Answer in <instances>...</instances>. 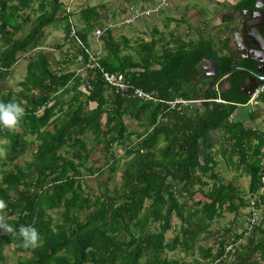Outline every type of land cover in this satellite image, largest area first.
Masks as SVG:
<instances>
[{
	"label": "trees",
	"instance_id": "trees-1",
	"mask_svg": "<svg viewBox=\"0 0 264 264\" xmlns=\"http://www.w3.org/2000/svg\"><path fill=\"white\" fill-rule=\"evenodd\" d=\"M255 1L238 0L227 6L229 15L252 8ZM34 10L38 14L31 20ZM98 10L87 6L76 11L80 28L75 30L73 13L60 0H0V82L19 57L38 46L47 27H60L63 39L77 45L71 58L82 69H53L48 55L37 52L25 64L18 91L0 92V102L16 101L25 110L18 131L0 127V147L5 148L0 154V199L13 227L32 225L43 241L35 249L24 248L17 237L0 232V264H5L8 245L16 257L13 264H264L263 221L257 218L249 228L250 202L257 211L264 204L259 169L264 132L251 124L254 111L248 113L250 124L232 117L249 101L239 87L255 63L233 60L226 38L214 44L203 33L192 41L154 28L149 40L116 36L102 26ZM169 22L164 20V29ZM174 22L175 27L180 23ZM220 30L225 34L232 28ZM94 31L99 57L88 51ZM202 59L215 60L219 76L236 69L226 76L224 90H204L206 79L194 81ZM92 63L122 74L128 88L151 93L156 100L115 93L97 68L86 67ZM176 98L218 102L168 110L164 102ZM254 102L263 103L264 93ZM215 131L221 132L219 140L211 143L209 134ZM94 150L99 157L91 159ZM216 153L235 175L247 178L246 191L222 179ZM27 154L29 161L15 163ZM121 159L119 182L109 186ZM88 160L100 164L88 166ZM86 175L101 176L96 193L85 191ZM244 208L247 217L238 234L209 229L224 213L234 218ZM169 231L173 235L166 240ZM206 237L214 245L200 247ZM175 251L184 256L196 251L197 258L187 263L164 256Z\"/></svg>",
	"mask_w": 264,
	"mask_h": 264
},
{
	"label": "rangeland",
	"instance_id": "rangeland-1",
	"mask_svg": "<svg viewBox=\"0 0 264 264\" xmlns=\"http://www.w3.org/2000/svg\"><path fill=\"white\" fill-rule=\"evenodd\" d=\"M105 0H89V1H84V0H60V2L62 3V5L64 6V8H66L67 10H69L72 14L71 17V25L75 30H78L80 28V24L77 20V13L76 11L78 9H80L83 6H91V5H95V4H100L102 2H104ZM159 0H146L145 1V9H150L152 10V8L158 3ZM181 0H168L169 2H172V5H177ZM183 1V0H182ZM187 4L192 5L194 2L198 1V8H202L203 10L207 9L209 11H212V15H214V17H212L211 19H214L216 22H219V24L223 23V21L228 20L227 18L229 17V15H225L226 13L229 14V10L226 12H222L221 8L218 9L217 3L213 2L211 0H184ZM229 2H232L233 0H228ZM222 2L226 3L227 0H222ZM110 8L112 9L115 5L110 1ZM133 1H128L126 3V7L128 6H133ZM168 6V4H167ZM176 8V7H175ZM174 8V9H175ZM169 9V8H168ZM172 8H170V10L166 13L167 15H171L173 17L178 18L181 14L180 11L177 12V10H172ZM218 9V10H217ZM219 11L218 12H214V11ZM194 11V10H191ZM190 11V12H191ZM190 12H189V16L188 17H192L190 16ZM223 13V14H222ZM38 13L34 10V12L31 13V20H33L36 15ZM129 12L124 11L122 12L121 15H116L115 19H113L112 21L110 20L111 16L108 17L110 20L109 21V26L111 25V29L113 30L114 35H118L123 33L125 36H128L130 38L134 37L135 34L140 33L143 34L145 36V38L148 37L149 34V29L153 26H155L157 29H161L162 28V24H161V18L164 15H159V14H152L149 17H145V18H141L138 19L136 21H133L130 24H123L122 21L123 19L129 17ZM222 14V17L220 18V15ZM234 18V17H233ZM194 21V20H192ZM197 27L200 26L199 22H194ZM208 23H213V22H208ZM31 23L28 24V26H26V29H28V27L30 26ZM177 27V26H176ZM175 27V28H176ZM181 27L179 26V29ZM205 29H207V33L205 34H209L211 33L210 31L213 29L208 28V26H205ZM211 29V30H210ZM216 30V28H215ZM218 31H220V29L218 28V30L213 31V37H212V41L214 42V44H217V40L216 38L218 37ZM44 34H43V38L41 39V41L39 42L38 46L29 51L28 53H26L25 55L21 56L18 58L17 63L14 64L11 69L9 70L8 76L6 77L5 80L0 82V92H6V91H11V92H16L19 89V85L18 83L22 81L23 76H24V70H25V64L28 60H30L31 58H33L35 56V54L37 52H42L45 53L46 55H48L49 57V62H50V67L53 69H57V68H68L69 70H77V63H74L72 61V56L75 52V50L77 49V45L72 42L71 40L69 41H65L63 39V32L61 30L60 27L57 28H52V27H47L44 29ZM95 31L93 33H91L88 36V51L90 54H95L99 57V55H101V45L100 43H98L95 39ZM220 38V37H219ZM133 45V44H131ZM217 47V46H216ZM63 63V64H62ZM204 67H205V72L208 74L210 72V68L209 65L207 63H204ZM226 86V84H221L220 88L222 87V89ZM257 103V102H256ZM250 107H253L250 105ZM254 111L256 112V118L253 120V122L251 123L252 126L262 132H264V112L262 110V106L259 105L258 103L256 104ZM252 108V109H253ZM239 109V108H238ZM234 116V114H233ZM245 116V115H244ZM243 116V117H244ZM237 119H241L240 117H236ZM126 126L129 129L134 128L133 123L125 121ZM247 124H250V122H247ZM16 131H18V128L15 129ZM214 133L213 137H211V139L209 140L211 143L217 142L219 140V136L220 133L219 131H215L212 132ZM211 133V134H212ZM25 139L27 141H31L33 140L31 137L27 136L25 137ZM93 145V144H91ZM90 146V144H88V147ZM217 147L214 148V152H217ZM114 153L116 155H120L121 151L118 148L114 149ZM95 157H99L97 150H94L92 155H91V159L95 158ZM216 161H217V171L220 174V176L222 177L223 180L227 181H235V183L237 185H239V187L243 190L246 191V187H247V178H245L244 176H239V175H235V172L233 171V168L227 166L223 160V158L220 156L219 153H216ZM29 161V155L27 154L26 156H22L19 157L16 160V164L18 165H23L25 162ZM122 162L123 159H121L118 163V170L115 174V176L113 177V179L110 181L109 186H117L118 182H119V171L122 168ZM99 163H93L91 162V160H88L87 165L88 166H97L99 165ZM102 181L101 176H88L86 175L84 177V187H85V191L87 192H91V193H96L97 190V182ZM247 211L248 209L244 208V209H240V212L237 216H235L233 218L232 214L229 213H224L219 219L214 220L212 223H210L209 229L211 231H217L219 233H222L224 229H230L232 230L233 233L238 234L244 227V223L246 221V217H247ZM52 216L55 217V214L52 213ZM258 219L259 221L262 220V227L264 228V204L260 206V208L258 209ZM231 221L235 222V226H231ZM172 224L174 226H178V222L175 219H172ZM172 232L169 231L166 235L165 238L166 240L172 237ZM245 238V237H244ZM244 238L239 240L234 247H239V245L244 243ZM198 245L200 247H210L212 245H214V239H212L211 237H206L203 238L199 241ZM11 246H4L3 249V253L5 255V264H13L15 262V256L11 253ZM215 249V247L213 248V250ZM164 256L168 259H180V260H184L185 262L189 263L191 260H193L194 258H197V254L196 251H194L192 253V255L190 256H184L183 253L179 252V251H175V252H169V253H165ZM230 260V258L228 259Z\"/></svg>",
	"mask_w": 264,
	"mask_h": 264
},
{
	"label": "crops",
	"instance_id": "crops-1",
	"mask_svg": "<svg viewBox=\"0 0 264 264\" xmlns=\"http://www.w3.org/2000/svg\"><path fill=\"white\" fill-rule=\"evenodd\" d=\"M84 1H89V0H84ZM110 1L115 5L112 9L110 8V3H109ZM128 1H133V4H132L133 6L126 7V3ZM145 1L146 0H105L104 2H102L100 4H95V5H91V6L87 5V6L88 7L99 6L98 12L100 14L102 26H104V27H110L111 28V25L109 26V21L110 20L112 21L113 19H115V16L116 15H121L122 12H124L126 10H127V12H129V10H128L129 8H132L133 10L145 9L144 8ZM211 1L216 2L217 3V6H218V9L221 8V11L224 13V12H226V11L229 10L227 6L233 5L238 0H233L232 2H229L227 0L226 3L225 2L223 3L222 0H211ZM197 3H198V1L194 2L192 5H189L184 0L183 1L181 0L177 5H172L173 3L172 2H169L168 3V6H166L159 13H157L159 15L160 14L161 15H164V16H162V18L160 20L161 21V24L166 19H169L170 20V22L168 24V27L166 29H164L163 26H162L161 29H157L155 26H153V27H151L149 29V31H151L154 28L157 31H160V32H162L165 35L168 32H172V33L175 32L178 36H180L181 39L183 38L184 40H190V41H192V40H195V38L197 37V34L196 33H203V34L207 33V29H205V26L206 25L208 26V28H211V29L213 28L212 30L210 29L211 30L210 31L211 33L205 34V35L210 36L211 38L213 37L212 32L218 30V28L219 29H222L223 26H227L228 27V30H230V28H232V30H233V28L237 25V20H235V18H233V17H228L227 18L228 20L223 21V23L219 24V22H216L214 19H211L212 17H214V15H212V13H213L212 11L213 10L212 11H209L207 9L206 10L205 9L203 10L202 8L199 9L197 7L198 6ZM87 6H83V7H87ZM172 7H173L172 10H174V11L177 10V12L180 11V14L181 15L178 18L173 17L171 15L169 16V15L166 14L170 10V8H172ZM191 10H194V11H191ZM217 10L214 11V12H218V14H219V11H217ZM189 12H190V16H192V17H188L189 16L188 15ZM222 14L220 15V18L222 17ZM225 15H228V13H226ZM110 16H111V18H110V20H108L109 19L108 17H110ZM177 20H179L180 23L177 24V27L175 28L176 23L174 21H177ZM192 20H194V21H192ZM195 21L196 22H199V24H200L199 27H197V25L194 23ZM209 21L210 22H213V23L210 24V23H208ZM179 26L181 27L180 29H179ZM215 28H216V30H215ZM232 30L230 32H228V33L226 32L225 34H224V32H222L220 30V31H218L219 32L218 33V37L216 38V40H218L219 37L220 38L223 37V38H226L227 39L226 40V52H227V54L230 57H231V55L228 52V35L232 32ZM175 33H173V35H176ZM97 35L95 34V36H97ZM118 35L119 36L120 35L121 36H124L127 39H133V40L136 39V38H142L144 40H149L150 39V37L145 38V36L143 34H140V33L135 34L134 37H132V38H130L128 36H125L123 33L118 34ZM118 35H116V36H118ZM95 36H94V39L96 40V37ZM221 51L222 50L220 48L217 49V52L219 54L221 53ZM223 82H224L223 80H220L219 79L218 84L214 88L215 89L217 88L220 91L221 90H224L226 88V86L223 89H222V87L220 88V85L221 84H224L225 85V83H223ZM257 103L254 102V101H250L249 100L246 105L238 106L237 109L233 113L234 116L232 114V117L233 118L240 117L241 118L240 120H245L246 121V124H247V122H249L248 121V113H250L251 110H254L255 109L253 107H255ZM258 104L262 106V110L264 112V102L263 103H258ZM250 105L253 106V107H250ZM213 135H214V133H212V134L210 133L209 134V138L211 139V137H213Z\"/></svg>",
	"mask_w": 264,
	"mask_h": 264
},
{
	"label": "built area",
	"instance_id": "built-area-1",
	"mask_svg": "<svg viewBox=\"0 0 264 264\" xmlns=\"http://www.w3.org/2000/svg\"><path fill=\"white\" fill-rule=\"evenodd\" d=\"M167 4H168V0H159L158 3L152 8V10L150 9L133 10L132 8H129L128 9L130 13L129 17L123 19L122 23L130 24L133 21H136L138 19L149 17L152 14H157V12L165 8ZM65 10L69 11L66 8ZM70 23H71V20H70ZM95 34L97 35L98 33L96 32ZM86 67L90 69L93 67L97 68L103 83L115 93L131 92L132 95L138 99L152 100V101L156 100L151 93H145L138 89L128 88V81L120 73L105 72L101 68H99L96 63L86 65ZM77 72L81 73L82 69L77 70ZM89 78L92 79V76H90ZM263 93H264V81L261 82L260 85H258L255 89H253L249 100L254 101L259 95ZM205 101L218 102L217 99H197L194 101H189V100H184L181 98H176L173 100L166 101L164 103L168 110L180 112L185 108H188L192 105H197L200 102H205ZM259 169L261 173V181L264 182V159L260 161ZM250 204H251V208H250L249 228L251 227L252 224L256 223V219L258 218V211L256 208H254L253 202H250Z\"/></svg>",
	"mask_w": 264,
	"mask_h": 264
},
{
	"label": "flooded vegetation",
	"instance_id": "flooded-vegetation-1",
	"mask_svg": "<svg viewBox=\"0 0 264 264\" xmlns=\"http://www.w3.org/2000/svg\"><path fill=\"white\" fill-rule=\"evenodd\" d=\"M254 8L236 10L229 17H234L237 20V25L233 28L232 32L228 35V52L231 58L245 59L243 57L252 56L258 60L253 68L247 69L248 71H255L258 68L259 72H264V10L263 16ZM243 11H251L248 14L242 13ZM242 21L243 26L241 28L240 22ZM244 39L246 40L247 48L244 45ZM259 49L258 53L253 52V48ZM251 60V59H248ZM207 75V73L205 72ZM248 75V74H247ZM210 72L206 79L204 90L211 86L215 87L219 82V77L215 78ZM226 84V82H223Z\"/></svg>",
	"mask_w": 264,
	"mask_h": 264
},
{
	"label": "clouds",
	"instance_id": "clouds-1",
	"mask_svg": "<svg viewBox=\"0 0 264 264\" xmlns=\"http://www.w3.org/2000/svg\"><path fill=\"white\" fill-rule=\"evenodd\" d=\"M25 115V110L20 103L10 101L0 102V127L9 131L15 130ZM5 152V148L0 147V154ZM7 204L0 199V232L17 237L24 248H37L43 241L38 230L32 225H21L18 229L8 222L6 215Z\"/></svg>",
	"mask_w": 264,
	"mask_h": 264
},
{
	"label": "water",
	"instance_id": "water-1",
	"mask_svg": "<svg viewBox=\"0 0 264 264\" xmlns=\"http://www.w3.org/2000/svg\"><path fill=\"white\" fill-rule=\"evenodd\" d=\"M253 8H254L253 12H255V10H258V12H260V14L263 16L264 0H256L255 3H254V5H253ZM249 12H251V11H243L242 13L248 14ZM240 26L242 28V26H243L242 21L240 22ZM244 45H245V48H247V44H246V40L245 39H244ZM252 50L255 53H258L259 52V49L257 47H254ZM243 58H245V59H251L253 61L258 62V60L255 59L252 56H246V57H243ZM232 59L234 60V58H232ZM204 63H207L209 65L210 74L211 75H214L215 78L219 77V79L220 80H223L224 82L227 81L226 80V76L229 75L234 70H236L235 68L231 67V69L225 75L219 76L217 74V72H216V62H215V60L202 59L199 62V64L197 65V67H196L197 68L198 75L194 79V81L198 80L199 78H204V77L208 76V74L207 75L205 74ZM246 71H247V74L248 75L242 81V83H241V85L239 87V90L243 94H245L246 96H248L250 98L253 89H255L258 85H260L261 82L264 81V72H262V73L259 72L258 71V68H256L255 71H253V72L248 71V70H246ZM206 97H208V95H206Z\"/></svg>",
	"mask_w": 264,
	"mask_h": 264
}]
</instances>
